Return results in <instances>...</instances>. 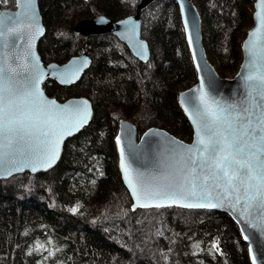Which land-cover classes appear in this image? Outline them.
<instances>
[{
    "label": "trees",
    "instance_id": "trees-1",
    "mask_svg": "<svg viewBox=\"0 0 264 264\" xmlns=\"http://www.w3.org/2000/svg\"><path fill=\"white\" fill-rule=\"evenodd\" d=\"M37 1L47 24L37 47L40 59L63 63L85 48V40L72 33L78 18L125 17L139 0ZM193 1L204 18L208 61L221 72L237 67L253 0ZM0 8L14 9L15 0ZM139 19L151 65L135 60L111 35L91 36V62L81 78L68 86L44 84L46 94L58 100L86 97L93 114L65 141L53 168L0 180V264H249L238 228L224 213L130 210L115 165L116 122L127 117L139 133L154 126L190 136L176 86L195 76L188 70L175 3L154 0Z\"/></svg>",
    "mask_w": 264,
    "mask_h": 264
},
{
    "label": "snow or ice",
    "instance_id": "snow-or-ice-1",
    "mask_svg": "<svg viewBox=\"0 0 264 264\" xmlns=\"http://www.w3.org/2000/svg\"><path fill=\"white\" fill-rule=\"evenodd\" d=\"M34 2L16 0L22 11L0 14V173L4 174L23 167L33 171L37 166L51 167L62 138L88 119L87 102L59 106L38 87L43 70L32 51L31 33L43 30L36 24ZM257 8L259 26L248 41L242 98L221 103L203 92L198 98L181 97L182 104L190 107L193 143L168 141L166 153L147 175L130 176L121 150V168L138 206H227L239 212L245 231L264 236V0H258ZM73 78L65 73L61 82Z\"/></svg>",
    "mask_w": 264,
    "mask_h": 264
},
{
    "label": "water",
    "instance_id": "water-1",
    "mask_svg": "<svg viewBox=\"0 0 264 264\" xmlns=\"http://www.w3.org/2000/svg\"><path fill=\"white\" fill-rule=\"evenodd\" d=\"M154 0H139L135 12L131 15L125 16L119 19H111L105 15H98L93 18H81L75 22L72 27V33L76 37H82L85 42L86 39L91 36L111 35L115 37L122 45L129 51L132 57H134L140 63H146L150 58V49L148 42L140 36V12L145 9ZM177 6V12L180 20V24L183 31V38L189 52L192 68L195 73V83L190 87L177 91L176 104L178 105L181 114L186 120L190 130L191 136L189 142L181 140L179 137L173 135L168 130L159 127H148L138 134L136 127L126 119H118L117 132L115 138L112 139L114 152L116 156V170L122 187L127 192L130 199V210L142 209H160L175 207L188 210H212L224 213L235 223L238 228L240 239L242 244L245 245L247 251V258L249 264H264V236L255 230L245 231L246 225L241 219H239V212H234L230 207L218 206V207H179L176 204L172 206L164 207H140L137 201L133 198L132 192L128 187V183L125 179V173L121 168V150L124 152L125 166L129 170V175H134L136 172L148 174L153 172L155 162L166 153V149L169 147L168 141L175 140L182 142L185 145L193 143L194 139V124L190 119L189 111L190 107L187 103L182 104L181 97H185V100L189 97L198 98L201 93H207L210 98L219 100L221 103H237L244 94V82L241 76L244 72V65L248 59L247 46L250 39V33H252L259 25L256 18L258 11V0H254L251 4L252 12L250 14V27L245 31L244 37L239 44L240 63L233 77H221L215 70L214 66L208 61L203 45H202V33H201V14L198 11L197 6L192 0H172ZM34 14L36 24L43 31L37 33L32 31V51L39 60V66L43 70V77L39 89L43 92L44 97L52 101L54 100L57 105H72L81 104L87 102L88 119L83 126L78 130H74L71 135H65L59 144V154L55 163L51 167L37 166L33 171L31 167H23L19 171H13L11 174L0 173V180L8 179L13 175L23 173H43L47 172L53 166H55L61 156L62 148L66 140L78 134L83 128H85L91 121L93 108L89 99L83 96L69 97L67 99L57 101L53 97L48 96L44 89L43 84L46 81H52L57 85L68 86L76 83L82 76L83 72L89 67L90 59L86 51H83L80 55H74L68 58L63 63L56 62H42L37 51V45L44 34L43 21L41 13L38 9V1L34 2ZM23 10V5L14 9L0 8V14L15 15L16 12ZM103 18L105 22L101 23L100 19ZM130 21L131 23H125ZM259 35V34H258ZM191 37V42L190 38ZM84 61H87L84 64ZM77 69H79L77 71ZM73 75L74 78L70 83H62V74ZM193 90H196L195 92ZM199 103V100H195ZM189 109V110H186ZM119 137L120 143H117ZM153 203H155L153 201ZM245 235H250L251 238L246 240ZM255 258V259H254Z\"/></svg>",
    "mask_w": 264,
    "mask_h": 264
},
{
    "label": "rangeland",
    "instance_id": "rangeland-1",
    "mask_svg": "<svg viewBox=\"0 0 264 264\" xmlns=\"http://www.w3.org/2000/svg\"><path fill=\"white\" fill-rule=\"evenodd\" d=\"M193 1V0H192ZM193 3L195 4V5H197V3H195V1H193ZM175 6H176V4H175ZM197 7H198V5H197ZM176 8H177V6H176ZM38 9H39V5H38ZM39 11H40V9H39ZM198 11L200 12V9H199V7H198ZM41 13V12H40ZM178 13V12H177ZM84 16H87V17H84ZM83 17H80V18H78L77 19V21L79 20V19H81V18H93V17H91L90 15H84ZM96 16V15H95ZM41 17H42V21H43V27H44V33H45V30L47 29V24H46V22H45V20H44V18H43V16H42V14H41ZM109 17V16H108ZM111 19H118V17L117 16H113V17H111ZM203 17L201 16V27H202V23H203ZM151 23H153V21H150V24H149V26H151ZM250 26V25H249ZM248 26V27H249ZM248 28H246V29H244L243 30V33L245 34V31L247 30ZM44 35V34H43ZM43 35H42V37H43ZM41 37V38H42ZM113 37V36H112ZM115 38V37H114ZM142 38V37H141ZM116 39V38H115ZM144 39V38H143ZM117 40V39H116ZM118 41V40H117ZM119 42V41H118ZM120 43V42H119ZM37 47H38V45H37ZM82 52V50L81 51H79V52H77V53H75V54H79V53H81ZM128 51L126 50L125 51V53H127ZM129 53V52H128ZM134 58V57H133ZM239 58H240V55H239ZM135 59V58H134ZM136 60V59H135ZM239 63H240V60H239ZM238 63V64H239ZM142 64H150L151 65V59H149L146 63H142ZM188 66L190 67L188 70H190V71H192L193 70V68H192V64H191V61H190V63L188 64ZM237 68H238V65H237V67H235V68H232V69H227V70H225L224 72H221L219 69H218V67H215V70L217 71V73L219 74V76H221V77H233L234 76V74H235V72H236V70H237ZM195 83V76H191L190 78H188L187 80H185L184 82H182V83H180L178 86H176V90L177 91H181V90H184V89H186V88H188V87H190L191 85H193ZM45 84V83H44ZM44 84H43V89H44V91H45V88H44ZM46 93V92H45ZM49 96V95H48ZM54 98V97H53ZM55 100H57V101H61V100H58V99H56V98H54ZM119 119H126V120H128V121H130L135 127H136V129H137V126H136V124L133 122V121H131L130 119H128L127 117H122V118H119ZM118 121V120H117ZM165 129V128H164ZM169 130V132L170 133H172L173 135H175V136H177V137H179L181 140H183V141H186V142H189V140H190V136H188V135H183V134H179V133H177V132H175L172 128H168ZM167 130V129H166ZM116 132H117V122H116V125H115V129H114V134H116ZM138 134H140L139 132H138ZM113 148H114V146H113ZM127 193V192H126ZM140 251V250H139Z\"/></svg>",
    "mask_w": 264,
    "mask_h": 264
},
{
    "label": "flooded vegetation",
    "instance_id": "flooded-vegetation-1",
    "mask_svg": "<svg viewBox=\"0 0 264 264\" xmlns=\"http://www.w3.org/2000/svg\"><path fill=\"white\" fill-rule=\"evenodd\" d=\"M81 38H82V37H81ZM82 39H83V38H82ZM87 39H89V37H88ZM87 39H86V42H87ZM87 44H88V43H87ZM87 44H86V47L83 49V51H86L87 54L89 55ZM83 51H82V52H83ZM82 52H81V53H82ZM81 53H79V54H81ZM79 54H74V55H79ZM89 59H90V62H91V57H90V55H89Z\"/></svg>",
    "mask_w": 264,
    "mask_h": 264
},
{
    "label": "bare ground",
    "instance_id": "bare-ground-1",
    "mask_svg": "<svg viewBox=\"0 0 264 264\" xmlns=\"http://www.w3.org/2000/svg\"><path fill=\"white\" fill-rule=\"evenodd\" d=\"M100 38V37H99ZM41 39V38H40ZM54 167V166H53Z\"/></svg>",
    "mask_w": 264,
    "mask_h": 264
}]
</instances>
